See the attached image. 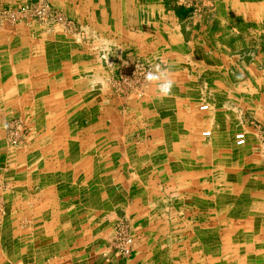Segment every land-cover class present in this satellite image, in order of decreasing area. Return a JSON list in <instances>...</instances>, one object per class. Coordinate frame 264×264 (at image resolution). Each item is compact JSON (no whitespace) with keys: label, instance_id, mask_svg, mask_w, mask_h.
I'll return each instance as SVG.
<instances>
[{"label":"crops","instance_id":"1","mask_svg":"<svg viewBox=\"0 0 264 264\" xmlns=\"http://www.w3.org/2000/svg\"><path fill=\"white\" fill-rule=\"evenodd\" d=\"M49 1L0 30V264H264V0Z\"/></svg>","mask_w":264,"mask_h":264},{"label":"rangeland","instance_id":"2","mask_svg":"<svg viewBox=\"0 0 264 264\" xmlns=\"http://www.w3.org/2000/svg\"><path fill=\"white\" fill-rule=\"evenodd\" d=\"M31 20H36L49 25H61L70 31L75 27L73 20L65 17V15H63L60 10L55 8L49 0H23L10 6L0 5V30L9 25H17L23 22L26 23ZM133 70H135V68H133ZM143 76L145 75L139 74L138 81L139 78ZM129 78L135 79V76L131 77L129 75ZM117 222H121L123 224V229H125L132 236L128 223L122 219L117 220L113 226L114 228L110 236L109 242L111 247L112 235L115 227L117 226Z\"/></svg>","mask_w":264,"mask_h":264},{"label":"clouds","instance_id":"3","mask_svg":"<svg viewBox=\"0 0 264 264\" xmlns=\"http://www.w3.org/2000/svg\"><path fill=\"white\" fill-rule=\"evenodd\" d=\"M82 32L95 40L97 50L102 52L105 59H108L110 55L115 53L114 49H119L114 41L97 35L91 28L82 29ZM145 80L157 86L158 93L161 97L172 95L175 81L171 78L168 68H163L161 65L157 64L154 70L146 72Z\"/></svg>","mask_w":264,"mask_h":264},{"label":"built area","instance_id":"4","mask_svg":"<svg viewBox=\"0 0 264 264\" xmlns=\"http://www.w3.org/2000/svg\"><path fill=\"white\" fill-rule=\"evenodd\" d=\"M140 71L142 72L143 70L140 69ZM200 108H207V104L201 105ZM235 138L237 144L245 142V134L243 132L236 133ZM116 225L112 235V248L121 256H130L133 249V237L123 229L121 222H117Z\"/></svg>","mask_w":264,"mask_h":264},{"label":"bare ground","instance_id":"5","mask_svg":"<svg viewBox=\"0 0 264 264\" xmlns=\"http://www.w3.org/2000/svg\"><path fill=\"white\" fill-rule=\"evenodd\" d=\"M2 83V82H1ZM6 98V97H5ZM43 105V104H42ZM56 122V121H55Z\"/></svg>","mask_w":264,"mask_h":264}]
</instances>
